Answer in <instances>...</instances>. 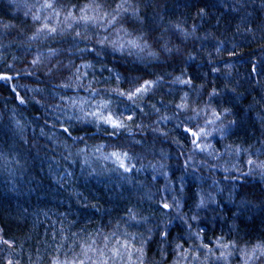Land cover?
<instances>
[{
    "label": "trees",
    "instance_id": "trees-1",
    "mask_svg": "<svg viewBox=\"0 0 264 264\" xmlns=\"http://www.w3.org/2000/svg\"><path fill=\"white\" fill-rule=\"evenodd\" d=\"M133 2L147 18L144 30L163 35L169 47L180 50L159 59L111 48L99 57L84 56L94 68L82 70L88 72L83 82L91 81L92 88L111 97L116 111L125 112L130 102L111 89L127 88L133 76H164L133 121H126L130 129L111 136L108 126L69 120L72 110L55 107L66 103L59 96L76 95L74 88L60 87L71 75L63 67L68 59L77 66L83 62L72 35L29 44L34 30L30 17L13 0H0V22L28 20L23 31L0 29V75L11 77L0 79V236L14 241L11 247L0 243V264L10 258L14 264L17 259L19 264H48L57 245L63 246L61 252L72 247L79 252L85 242L102 244L104 236L114 240L111 233L119 237L124 231L129 209L147 218V223L128 226L130 232L152 227L158 240L167 225L171 243L166 264L176 259L171 249L177 239L186 242L185 248L202 241L214 251L220 237L236 241L239 248L264 241V175L255 165L249 172L247 163L264 161V0ZM181 30L189 33L186 39ZM48 47L59 54L49 56ZM37 54L44 63L33 65ZM176 77L191 78L192 84L173 83ZM213 89L218 95L211 100L209 118L211 108L221 116L215 125H205L203 113L194 119H188L190 111L173 115L184 92L193 107H204ZM79 96L100 98L85 90ZM61 125L71 126V136ZM196 125L211 132L200 141L209 145L203 151L185 131ZM214 126H223V133L211 131ZM117 148L134 157L128 163L135 168L124 176L96 160ZM165 202L169 209L162 207ZM206 251L201 249L198 264H224L216 260L218 251L205 261ZM243 259L238 251L228 257L229 264H243Z\"/></svg>",
    "mask_w": 264,
    "mask_h": 264
},
{
    "label": "snow or ice",
    "instance_id": "snow-or-ice-1",
    "mask_svg": "<svg viewBox=\"0 0 264 264\" xmlns=\"http://www.w3.org/2000/svg\"><path fill=\"white\" fill-rule=\"evenodd\" d=\"M15 6L23 8V15L25 18L31 19L32 34L27 37L29 44L32 42H40L53 40L57 38L63 39L65 33L72 35L74 44L73 47L77 52L83 54L81 57L82 63L77 66L75 61L71 58L68 63L63 67L71 73L68 79L61 83L60 87L64 89H73L76 92L75 96H59L60 101H66L64 104L56 105L57 109L62 111L72 110V115L68 116L69 120L75 119L85 123H96L97 128L100 125H107L112 131L109 133L111 136H118L121 129H130V125L126 121H133L136 115V110L141 109L142 104H146V97L151 98L155 94V90L162 86L164 81L163 75L156 76L155 79H144L142 77H131L127 83V88L117 87L110 91L119 97L125 98L126 102H130V106L126 107L125 112L116 111L113 109V99L107 97L104 93L91 87V81L88 84L83 82L84 77L88 76L87 71L83 69L94 68V65L84 59V56L94 54L99 57L102 53L111 48L113 52L127 53L131 56L134 53L145 54L149 57L159 59L163 54L171 55L174 51L179 52V47H169L170 41L163 35L150 36L144 30V25L147 23V18L141 14L140 5L134 3L133 0H88L87 3L79 4L73 0H13ZM203 13L204 10L200 9ZM28 25V20H20L17 24L9 22H0V29H19L23 31V26ZM185 39L189 33L181 30ZM115 33V38L112 34ZM94 37H98L95 38ZM151 40V43L149 42ZM83 43L84 46L80 47ZM159 48L160 51H155ZM59 49L48 47L47 52L49 56H56L59 54ZM67 51V50H66ZM44 63V58L41 54H37L32 60L33 65ZM60 66V61H57L56 67ZM103 70V69H102ZM51 72V69H49ZM30 74V73H29ZM0 79H11L10 76L0 75ZM119 79V77H117ZM180 83L183 85H191V78L183 79L176 77L173 83ZM85 90L90 97H100L95 101H90L79 96V92ZM171 91V89H169ZM218 95L215 89L209 97V103L204 107H193L189 100V95L184 92L180 97L179 103H175V116L178 112H191L192 115L188 119L199 117L201 113L205 117V125H215L216 121L221 119L220 113L215 108H211V118H209L208 109L211 107V100L214 96ZM21 103L26 101L21 97ZM123 102V101H122ZM39 103V101H37ZM155 108V105L152 106ZM142 110V109H141ZM159 111V109H156ZM228 112L229 109H224ZM89 117L91 120H89ZM162 119H171V117H161ZM183 123V122H182ZM235 123V121H229ZM64 133L71 136L70 127H64ZM223 126L217 128L213 127L211 131H220L223 133ZM185 131L190 133L192 143L203 151L209 145L200 142L203 137L211 134L206 126L196 125L194 127L185 126ZM43 134V129L41 130ZM83 141V137H77ZM100 149L97 148V151ZM83 151V150H82ZM71 155V154H70ZM113 163L117 164L119 168L125 172H132L135 164L129 165L134 157L130 155L129 151L123 148H117L109 154ZM75 161H73L74 163ZM87 162V161H85ZM249 172L254 171L251 167L255 165L256 168L261 170L264 175V161L256 163L252 159L247 161ZM139 169H137L138 171ZM203 204V199L201 200ZM164 209H169L168 203H163ZM128 221L125 223V229L119 233H111L115 238L110 240L108 236L103 237L102 244H97L96 240L91 243H83L80 245V251L76 252L75 247L68 249V251L61 252L62 245H57V250L49 258L48 264H166V257L170 249L167 247L171 243V233L167 230V225L159 232V239L153 238V228L149 227L146 231H137L135 233L128 231V226H136L142 223H147V218L139 216V213L134 212L132 209L128 210ZM196 216L191 219H196ZM155 227H159L156 225ZM190 227V226H189ZM119 229V225H117ZM201 229L195 235L197 239H201ZM99 235V233H97ZM0 243L6 244L11 247L14 241L4 239L0 236ZM186 242L176 240L174 248L171 251L175 254L176 259L173 264H198L200 262L201 249L207 250L204 255V260L207 261L215 252H219L216 260H223L224 264H229L228 257L233 255L235 251L244 257L243 264H257L261 262L264 264V241H259L249 248L245 245L239 248L236 241L225 242L223 237H220L216 242L215 251L206 243L201 241L200 245H193L190 248H185ZM155 246V251H153ZM68 252L72 255L69 257ZM159 257L160 259H156ZM6 264H14L13 259H8ZM19 264V260L15 261Z\"/></svg>",
    "mask_w": 264,
    "mask_h": 264
},
{
    "label": "rangeland",
    "instance_id": "rangeland-1",
    "mask_svg": "<svg viewBox=\"0 0 264 264\" xmlns=\"http://www.w3.org/2000/svg\"><path fill=\"white\" fill-rule=\"evenodd\" d=\"M90 101H93V100L90 99ZM89 120H91L90 117H89ZM107 157H109V155L108 156L102 155V156L96 158V160H99L103 164L104 167L106 166V164H109V166L113 167L116 170L117 174H122L121 176H124L125 171L123 169L119 168L117 164L113 163L112 158H107ZM120 171L123 173H121ZM126 174H128V173H126Z\"/></svg>",
    "mask_w": 264,
    "mask_h": 264
},
{
    "label": "bare ground",
    "instance_id": "bare-ground-1",
    "mask_svg": "<svg viewBox=\"0 0 264 264\" xmlns=\"http://www.w3.org/2000/svg\"><path fill=\"white\" fill-rule=\"evenodd\" d=\"M121 172V171H120ZM122 173V172H121Z\"/></svg>",
    "mask_w": 264,
    "mask_h": 264
}]
</instances>
